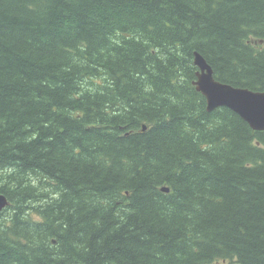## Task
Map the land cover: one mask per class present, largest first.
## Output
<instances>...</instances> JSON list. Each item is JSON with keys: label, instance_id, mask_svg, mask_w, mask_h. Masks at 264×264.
I'll list each match as a JSON object with an SVG mask.
<instances>
[{"label": "trees", "instance_id": "trees-1", "mask_svg": "<svg viewBox=\"0 0 264 264\" xmlns=\"http://www.w3.org/2000/svg\"><path fill=\"white\" fill-rule=\"evenodd\" d=\"M194 53L264 92V0H0V264H264V131Z\"/></svg>", "mask_w": 264, "mask_h": 264}, {"label": "water", "instance_id": "water-1", "mask_svg": "<svg viewBox=\"0 0 264 264\" xmlns=\"http://www.w3.org/2000/svg\"><path fill=\"white\" fill-rule=\"evenodd\" d=\"M193 63L199 70L193 84L205 98L207 110L225 107L247 122L253 130H264V92L234 88L218 82L213 78L211 67L198 53H194ZM162 190L168 192L167 188ZM7 204L5 196L0 194V212Z\"/></svg>", "mask_w": 264, "mask_h": 264}, {"label": "bare ground", "instance_id": "bare-ground-1", "mask_svg": "<svg viewBox=\"0 0 264 264\" xmlns=\"http://www.w3.org/2000/svg\"><path fill=\"white\" fill-rule=\"evenodd\" d=\"M199 71V70H198ZM197 71V72H198ZM197 72H196V80H197ZM195 80V81H196ZM227 85V84H226ZM230 86V85H229ZM232 87V86H231ZM235 88V87H234ZM205 102H206V100H205ZM219 108V107H218ZM216 109V108H215ZM206 110H207V103H206ZM214 110V109H213ZM207 111H209V110H207ZM211 111V110H210ZM243 120V119H242ZM247 123V122H246ZM248 124V123H247ZM248 126H249V124H248ZM250 127V126H249ZM251 128V127H250ZM252 129V128H251ZM253 130V129H252ZM253 131H257V130H253ZM262 131H264V130H258V132H262ZM5 196V195H4ZM5 198H6V196H5ZM7 199V198H6ZM7 202H8V200H7Z\"/></svg>", "mask_w": 264, "mask_h": 264}]
</instances>
